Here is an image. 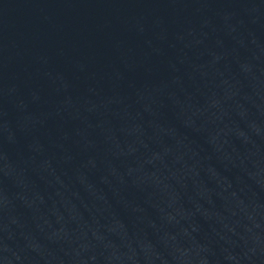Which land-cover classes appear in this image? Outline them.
Here are the masks:
<instances>
[{
  "label": "water",
  "instance_id": "1",
  "mask_svg": "<svg viewBox=\"0 0 264 264\" xmlns=\"http://www.w3.org/2000/svg\"><path fill=\"white\" fill-rule=\"evenodd\" d=\"M0 264H264V0H0Z\"/></svg>",
  "mask_w": 264,
  "mask_h": 264
}]
</instances>
